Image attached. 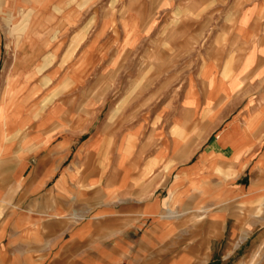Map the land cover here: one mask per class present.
Masks as SVG:
<instances>
[{"label":"crops","instance_id":"crops-1","mask_svg":"<svg viewBox=\"0 0 264 264\" xmlns=\"http://www.w3.org/2000/svg\"><path fill=\"white\" fill-rule=\"evenodd\" d=\"M239 1L240 75L219 92L243 101L175 155L140 121L110 141L106 82L86 79L113 60L58 51L83 0H0V264H264V0Z\"/></svg>","mask_w":264,"mask_h":264},{"label":"rangeland","instance_id":"rangeland-1","mask_svg":"<svg viewBox=\"0 0 264 264\" xmlns=\"http://www.w3.org/2000/svg\"><path fill=\"white\" fill-rule=\"evenodd\" d=\"M83 1L84 35L58 43V51L104 47L105 60H113L86 79L106 82L103 113L117 133L110 141L140 121L141 141L153 133L154 140L172 139L178 155L219 134L244 98L219 92L225 89L222 76L234 77L245 51L239 0ZM257 22H264V16ZM78 28L67 33L74 35ZM212 67L214 76L208 74ZM250 85L256 88L258 82Z\"/></svg>","mask_w":264,"mask_h":264}]
</instances>
